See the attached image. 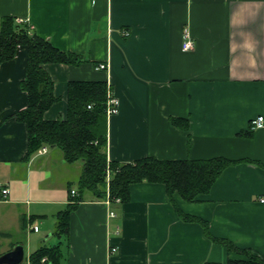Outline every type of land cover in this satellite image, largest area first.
Instances as JSON below:
<instances>
[{
  "label": "crops",
  "instance_id": "1",
  "mask_svg": "<svg viewBox=\"0 0 264 264\" xmlns=\"http://www.w3.org/2000/svg\"><path fill=\"white\" fill-rule=\"evenodd\" d=\"M3 16L27 20L37 35L84 59L44 65L57 98L44 119L65 116L68 81L106 82L118 99L117 113L106 117L109 160H239L196 201L177 192L173 198L181 211L205 220L213 238L264 261V128L248 130L264 115V0H0ZM185 27L194 41L189 51L181 49ZM26 56L18 46L0 64V254L20 244L28 264L34 249L60 244L61 264L247 259L207 237L199 223L181 220L157 182L131 184L130 199L112 205L114 217L86 194L58 238L56 216L70 202L82 164L67 163L52 146L23 160L27 129L15 114L27 101L20 87ZM99 63L107 70H96Z\"/></svg>",
  "mask_w": 264,
  "mask_h": 264
},
{
  "label": "trees",
  "instance_id": "2",
  "mask_svg": "<svg viewBox=\"0 0 264 264\" xmlns=\"http://www.w3.org/2000/svg\"><path fill=\"white\" fill-rule=\"evenodd\" d=\"M13 16L0 19V64L15 56L18 46L27 49L25 74L20 87L26 92V106L15 117L27 129V150L23 157L28 161L42 146L58 147L67 163L80 161L81 173L76 181V195L57 213L54 233L60 238L68 233L69 214L86 194L102 200L106 193L119 198L121 203L130 199V185L138 182H157L165 192L181 220L199 223L207 237L247 256L246 260H228L226 264H264V261L247 248H238L226 239L213 238L208 223L200 217L184 213L176 205L173 193L177 192L188 202L197 195L207 193L222 170L239 160L224 157L207 159H158L146 156L131 162L107 158V118L105 105L107 85L104 80H70L67 83L66 113L64 117L46 120L44 112L56 101L54 81L44 68L47 63L78 65L82 56L55 47L36 34L27 20L17 22ZM90 105V107H88ZM178 125H181L179 121ZM184 123L183 127H186ZM107 169L109 177L107 179ZM44 259V260H43ZM60 244L41 246L28 256V264H61Z\"/></svg>",
  "mask_w": 264,
  "mask_h": 264
},
{
  "label": "built area",
  "instance_id": "3",
  "mask_svg": "<svg viewBox=\"0 0 264 264\" xmlns=\"http://www.w3.org/2000/svg\"><path fill=\"white\" fill-rule=\"evenodd\" d=\"M17 22H22L24 19L22 18H17ZM194 47V41L190 35L189 29L184 28L182 31V44H181V49L182 51H189L193 49ZM96 70H102L106 71L107 70V64L106 63H99L95 66ZM90 107V105H88ZM118 111V99L112 94L110 89L107 90V98H106V105H105V114L106 117H109ZM264 128V115H257L253 119H251L249 123L248 130L253 131L256 129ZM46 151V146L40 147L37 152L38 153H44ZM109 177V170L107 169V179ZM2 194L5 196V194L8 193V189L4 188L1 190ZM70 195L75 196L76 191L71 189L70 190ZM261 202H264V198L259 199ZM103 204L109 209V216L114 217L115 212L111 209L113 204H119L121 203L119 198H111L108 193H106L105 198L101 200ZM32 229L34 231L37 230V226H33ZM118 232V229L116 230V233ZM111 252L116 251L115 247L110 248ZM44 260V259H43Z\"/></svg>",
  "mask_w": 264,
  "mask_h": 264
},
{
  "label": "water",
  "instance_id": "4",
  "mask_svg": "<svg viewBox=\"0 0 264 264\" xmlns=\"http://www.w3.org/2000/svg\"><path fill=\"white\" fill-rule=\"evenodd\" d=\"M23 257V247L18 244L11 250L0 254V264H20Z\"/></svg>",
  "mask_w": 264,
  "mask_h": 264
},
{
  "label": "rangeland",
  "instance_id": "5",
  "mask_svg": "<svg viewBox=\"0 0 264 264\" xmlns=\"http://www.w3.org/2000/svg\"><path fill=\"white\" fill-rule=\"evenodd\" d=\"M36 223H38V222H36ZM30 232L33 234V231H26L27 234H29ZM24 242H26V240H24ZM23 263H24V261L21 264H23Z\"/></svg>",
  "mask_w": 264,
  "mask_h": 264
}]
</instances>
